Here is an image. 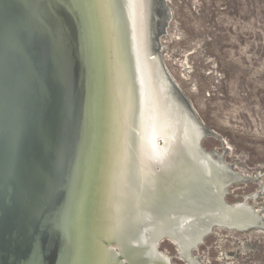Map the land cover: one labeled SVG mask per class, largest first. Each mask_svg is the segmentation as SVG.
Segmentation results:
<instances>
[{
    "label": "water",
    "instance_id": "95a60500",
    "mask_svg": "<svg viewBox=\"0 0 264 264\" xmlns=\"http://www.w3.org/2000/svg\"><path fill=\"white\" fill-rule=\"evenodd\" d=\"M155 5L0 0V264L149 263L182 191L195 223L167 236L264 228L224 199L231 172L159 56Z\"/></svg>",
    "mask_w": 264,
    "mask_h": 264
},
{
    "label": "rangeland",
    "instance_id": "374dc122",
    "mask_svg": "<svg viewBox=\"0 0 264 264\" xmlns=\"http://www.w3.org/2000/svg\"><path fill=\"white\" fill-rule=\"evenodd\" d=\"M169 5L167 31L155 34L159 56L209 132L202 145L224 156L232 175L230 203L245 201L264 215V0ZM167 218L165 209L157 221ZM215 231L218 237L207 239L226 255L214 250V264H264V228ZM165 247L175 254L173 246Z\"/></svg>",
    "mask_w": 264,
    "mask_h": 264
},
{
    "label": "flooded vegetation",
    "instance_id": "af4514ba",
    "mask_svg": "<svg viewBox=\"0 0 264 264\" xmlns=\"http://www.w3.org/2000/svg\"><path fill=\"white\" fill-rule=\"evenodd\" d=\"M154 2L156 3V5L153 8L152 12L155 19H154V23L152 24L151 33H153V35L155 36V34H157L156 33L157 31L160 33L162 32L165 33L167 31L166 27L168 26L169 20L172 17V10H171V6L169 5L170 0H154ZM207 134H209V132ZM203 148L206 151L212 152V160L216 162L217 169L228 170L225 160L221 158L224 157L221 153H219L215 148L211 150H207L205 146H203ZM190 180L191 181L186 184H190L193 186L195 185L196 187L197 183L195 182V179L190 178ZM224 183H225V179L219 182V186H222ZM193 193L194 192L192 191H182V193H179L173 199H170V201H172L174 204L166 208L168 210V218L166 219L167 227L164 228L165 236L158 241L155 250L151 251L152 255L150 256L148 255L150 257V262L146 264H214L213 262L214 250L218 251V255L220 254V257L222 259L225 258L226 251L221 250L220 248L213 245V242H209L207 237L211 234H214L216 237H218V233L215 231L216 228L237 230V231H240V229L237 228L230 229L229 226L215 224L213 225L211 232L205 235L199 243H195L193 241L192 230H190V232L181 231L183 233L185 232V235H182V233L180 232L181 235L176 239L172 238L171 236H167V234L173 233L174 231L173 229L176 228L186 229L187 228L186 226H188V222L191 220L193 222L189 224L190 225L189 228L193 227L194 225L193 223H195V221L194 219H192V217L196 215L195 214L196 206L193 204V202H196L197 200L196 196ZM229 194H230V189L227 188L224 199L228 204H238L240 206L243 205V203H245V201H239V200L230 203L228 199ZM187 202H189L190 204H187ZM185 213H189V215ZM167 245L173 246L175 254H172V252L169 249H167L168 247H165ZM233 253L240 254L239 252H233ZM173 258H176L177 261H174ZM217 264H223V263H217ZM224 264H229V263L226 262Z\"/></svg>",
    "mask_w": 264,
    "mask_h": 264
},
{
    "label": "bare ground",
    "instance_id": "6f19581e",
    "mask_svg": "<svg viewBox=\"0 0 264 264\" xmlns=\"http://www.w3.org/2000/svg\"><path fill=\"white\" fill-rule=\"evenodd\" d=\"M174 104H175V105H178L176 102L173 103V105H174ZM196 143H197V142H196ZM196 143H195V144H196ZM162 162H163V161H160V163H162ZM163 163H165V164L167 165V163L165 162V160H164ZM175 164H176V163H175ZM181 164H182V165H185V163H182V162H181ZM186 165H187V162H186ZM181 167H182V166H181ZM159 168H161V167L158 166V169H159ZM182 168H184V166H183ZM175 169L178 171V166H177V164H176ZM161 170L164 172V169H161ZM162 176H163V175H162V172L160 171V173L158 174V177H157V178H165V176H163V177H162ZM179 177H180V178H178V179L180 180L179 183H182L181 181H184V178H182V176H179ZM153 178H154V179H153ZM128 179H130V176L128 177ZM152 179L156 181V177H152ZM155 181L152 182V183H150V184H149V187H151L152 184H155L154 186H158V187H159V188H158V191H159V196H160V195L162 194V192H161V190H160V184H159L160 182H155ZM190 181H191V180L184 181V182L186 183V182H190ZM179 183H178V185H177L178 187H179ZM181 185H187V184H183V183H182ZM146 191H147V190H146ZM147 192H148V191H147ZM159 196H158V198H157V201L160 202V203H163V202H164L163 198L161 197L162 200H163V201H161L160 198H159ZM182 221H185V220H182ZM188 221H189V220H188ZM191 222H193V221H191ZM191 222H190V223H191ZM230 228H231V227H230ZM209 233H210V232H209ZM175 241H176V240H175ZM176 242H177V241H176ZM177 243H178V242H177ZM179 250H180V249H179ZM182 254H183V253H182Z\"/></svg>",
    "mask_w": 264,
    "mask_h": 264
}]
</instances>
